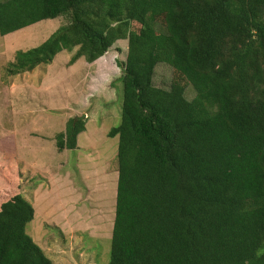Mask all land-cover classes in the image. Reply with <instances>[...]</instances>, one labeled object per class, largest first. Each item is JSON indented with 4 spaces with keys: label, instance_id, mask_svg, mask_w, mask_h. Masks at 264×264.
<instances>
[{
    "label": "trees",
    "instance_id": "obj_1",
    "mask_svg": "<svg viewBox=\"0 0 264 264\" xmlns=\"http://www.w3.org/2000/svg\"><path fill=\"white\" fill-rule=\"evenodd\" d=\"M59 17L10 76L64 51L76 50L68 66L94 63L128 40L121 123L108 134L119 137L109 264H264V0H5L0 35ZM161 63L179 76L168 89L154 84ZM84 131L70 119L58 150H76ZM5 198L0 264H53L26 230L34 206Z\"/></svg>",
    "mask_w": 264,
    "mask_h": 264
},
{
    "label": "rangeland",
    "instance_id": "obj_2",
    "mask_svg": "<svg viewBox=\"0 0 264 264\" xmlns=\"http://www.w3.org/2000/svg\"><path fill=\"white\" fill-rule=\"evenodd\" d=\"M65 23L59 17L0 35V169L8 175L0 182V196L8 200L22 193L34 205L36 214L26 230L53 264H109L119 137L108 134L121 123L123 84L118 79L123 72L118 63L126 61L128 40L118 41L92 76L83 73L81 85L72 87V80L84 64L72 71L66 63L76 50L32 72L10 76L6 71L17 52L41 45ZM140 28L133 23L134 30ZM176 78L173 68L161 63L154 84L168 89ZM95 88L103 94L92 92ZM194 96L186 89L189 100ZM73 115H86V131L78 136L76 150L60 152L55 137L65 132ZM18 168L29 179L27 186L16 176Z\"/></svg>",
    "mask_w": 264,
    "mask_h": 264
},
{
    "label": "crops",
    "instance_id": "obj_3",
    "mask_svg": "<svg viewBox=\"0 0 264 264\" xmlns=\"http://www.w3.org/2000/svg\"><path fill=\"white\" fill-rule=\"evenodd\" d=\"M104 57L105 56H103L102 58H100V59H98L97 61H95L94 63H88L84 58H81V59H84L85 60V63H82L83 61L82 60H78L74 65H72V66H68L69 68H70V70H72V71H74V70H76L77 69V66H79V65H81V64H84V66L81 68V72L79 73V76L78 77H76V78H73V80H72V87L73 86H76V85H81V82H82V79L83 78H81L82 77V75H83V73H84V76L85 75H93V72L95 71V69L98 67V68H100V64L102 63L101 62V60H103L104 59ZM66 63H67V61H66ZM67 68V67H66ZM113 88H115V87H113ZM83 90H84V88H83ZM73 91V90H72ZM80 91H82V89H80ZM92 92H96V94H103V89L102 88H100V89H97V88H95ZM95 97H96V95H95ZM94 97V99L95 100H98L97 99V97L95 98ZM69 103V102H68ZM85 106H86V104H85ZM87 106H90V104L89 105H87ZM66 108H67V105H66ZM75 109H76V107H75ZM70 114V113H69ZM70 118H71V114H70V116H69ZM73 117H75V115H73ZM70 118H68V119H70ZM66 124V123H65ZM64 124V125H65ZM19 169V179H20V182L22 183V185L23 186H27L28 185V183H29V179L28 180H26L25 178H23L22 177V172L23 171H21V169L20 168H18ZM38 191V190H37ZM35 193H37V192H35ZM35 193H34V198H32V201L34 202V203H36V199H35ZM37 200H38V198H37ZM34 206V205H33ZM36 212V211H35ZM36 214V213H35Z\"/></svg>",
    "mask_w": 264,
    "mask_h": 264
},
{
    "label": "water",
    "instance_id": "obj_4",
    "mask_svg": "<svg viewBox=\"0 0 264 264\" xmlns=\"http://www.w3.org/2000/svg\"><path fill=\"white\" fill-rule=\"evenodd\" d=\"M86 117V115H83V117H75V120H83Z\"/></svg>",
    "mask_w": 264,
    "mask_h": 264
}]
</instances>
